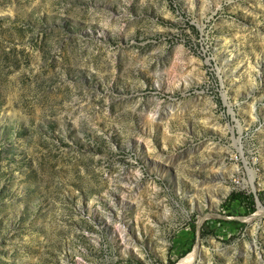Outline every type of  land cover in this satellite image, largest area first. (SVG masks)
I'll return each mask as SVG.
<instances>
[{"label":"rangeland","instance_id":"rangeland-1","mask_svg":"<svg viewBox=\"0 0 264 264\" xmlns=\"http://www.w3.org/2000/svg\"><path fill=\"white\" fill-rule=\"evenodd\" d=\"M258 204L264 0H0V264H264Z\"/></svg>","mask_w":264,"mask_h":264},{"label":"bare ground","instance_id":"bare-ground-1","mask_svg":"<svg viewBox=\"0 0 264 264\" xmlns=\"http://www.w3.org/2000/svg\"><path fill=\"white\" fill-rule=\"evenodd\" d=\"M264 215V209L262 207H259L258 212L256 213L255 217L263 216ZM200 251L196 247L195 251L190 254L189 257H187L185 260L181 261L179 264H194L199 259Z\"/></svg>","mask_w":264,"mask_h":264},{"label":"water","instance_id":"water-1","mask_svg":"<svg viewBox=\"0 0 264 264\" xmlns=\"http://www.w3.org/2000/svg\"><path fill=\"white\" fill-rule=\"evenodd\" d=\"M255 193V192H254ZM258 207L260 206L259 204L257 205Z\"/></svg>","mask_w":264,"mask_h":264}]
</instances>
